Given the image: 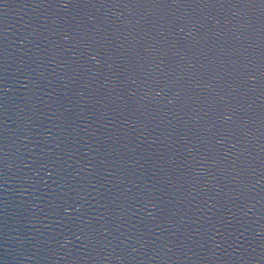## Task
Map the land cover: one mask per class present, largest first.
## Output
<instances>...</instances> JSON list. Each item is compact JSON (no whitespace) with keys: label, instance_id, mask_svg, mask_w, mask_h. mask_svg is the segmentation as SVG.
<instances>
[{"label":"water","instance_id":"obj_1","mask_svg":"<svg viewBox=\"0 0 264 264\" xmlns=\"http://www.w3.org/2000/svg\"><path fill=\"white\" fill-rule=\"evenodd\" d=\"M0 264H264V0H0Z\"/></svg>","mask_w":264,"mask_h":264}]
</instances>
